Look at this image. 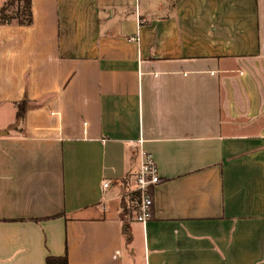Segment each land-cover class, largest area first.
<instances>
[{"label":"crops","instance_id":"crops-1","mask_svg":"<svg viewBox=\"0 0 264 264\" xmlns=\"http://www.w3.org/2000/svg\"><path fill=\"white\" fill-rule=\"evenodd\" d=\"M31 7L0 25V264H264V0Z\"/></svg>","mask_w":264,"mask_h":264},{"label":"trees","instance_id":"trees-1","mask_svg":"<svg viewBox=\"0 0 264 264\" xmlns=\"http://www.w3.org/2000/svg\"><path fill=\"white\" fill-rule=\"evenodd\" d=\"M32 22L31 0H7L0 8V25H30ZM29 107L30 100L28 98H24L17 103V122H22ZM130 200L132 203L135 202L137 208V202L140 200V192L138 190L133 191ZM46 264H68V258L66 255H50L46 259Z\"/></svg>","mask_w":264,"mask_h":264},{"label":"built area","instance_id":"built-area-1","mask_svg":"<svg viewBox=\"0 0 264 264\" xmlns=\"http://www.w3.org/2000/svg\"><path fill=\"white\" fill-rule=\"evenodd\" d=\"M160 182L159 173L153 158L142 152L140 170L136 177V190L140 192V200L137 202L136 220L146 224L152 217L153 199L149 189ZM109 181L102 182V187L107 188Z\"/></svg>","mask_w":264,"mask_h":264},{"label":"rangeland","instance_id":"rangeland-1","mask_svg":"<svg viewBox=\"0 0 264 264\" xmlns=\"http://www.w3.org/2000/svg\"><path fill=\"white\" fill-rule=\"evenodd\" d=\"M15 121V117L14 115H9V112L5 113L4 115L0 116V125L3 123V122H14ZM10 126V125H9ZM5 128H8V127H5ZM1 132V131H0Z\"/></svg>","mask_w":264,"mask_h":264}]
</instances>
